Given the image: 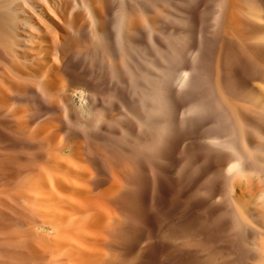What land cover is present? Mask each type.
Returning <instances> with one entry per match:
<instances>
[{
    "label": "bare ground",
    "instance_id": "obj_1",
    "mask_svg": "<svg viewBox=\"0 0 264 264\" xmlns=\"http://www.w3.org/2000/svg\"><path fill=\"white\" fill-rule=\"evenodd\" d=\"M0 264H264V0H0Z\"/></svg>",
    "mask_w": 264,
    "mask_h": 264
}]
</instances>
